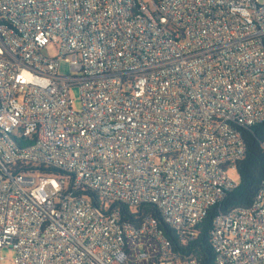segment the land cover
<instances>
[{
  "label": "built area",
  "instance_id": "1",
  "mask_svg": "<svg viewBox=\"0 0 264 264\" xmlns=\"http://www.w3.org/2000/svg\"><path fill=\"white\" fill-rule=\"evenodd\" d=\"M262 123L259 0H0V253L199 264L143 207L190 245ZM210 240L214 264H264V185Z\"/></svg>",
  "mask_w": 264,
  "mask_h": 264
},
{
  "label": "trees",
  "instance_id": "2",
  "mask_svg": "<svg viewBox=\"0 0 264 264\" xmlns=\"http://www.w3.org/2000/svg\"><path fill=\"white\" fill-rule=\"evenodd\" d=\"M242 132L246 144V154L237 164L238 185L226 194L221 203L210 210L207 218L199 226V236L194 242L188 246L181 245L176 232L167 226L160 211L152 205L143 207L144 212L158 220L159 228L174 244L175 251L182 256L195 259L199 264H214L215 262V254L210 240V230L215 216L237 207L251 206L257 193L264 185V148L262 145L264 123L243 129ZM138 216L140 217L142 214Z\"/></svg>",
  "mask_w": 264,
  "mask_h": 264
},
{
  "label": "rangeland",
  "instance_id": "3",
  "mask_svg": "<svg viewBox=\"0 0 264 264\" xmlns=\"http://www.w3.org/2000/svg\"><path fill=\"white\" fill-rule=\"evenodd\" d=\"M260 3L264 4V0H259ZM46 55L49 57H53L56 55L55 48L48 49V52H46ZM59 73L61 75H69L71 74V67L70 64L66 61H62L59 66ZM71 97L74 100V109L78 110L81 109V94L79 88H73L71 90ZM230 177L233 178L236 182H238V174L237 172H230ZM0 256L2 258V261L0 264H14V258H15V252L12 248H4L1 250Z\"/></svg>",
  "mask_w": 264,
  "mask_h": 264
}]
</instances>
